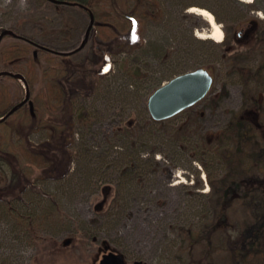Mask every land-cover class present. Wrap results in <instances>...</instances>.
<instances>
[{
    "label": "rangeland",
    "instance_id": "374dc122",
    "mask_svg": "<svg viewBox=\"0 0 264 264\" xmlns=\"http://www.w3.org/2000/svg\"><path fill=\"white\" fill-rule=\"evenodd\" d=\"M142 1L127 2L149 14L136 27L133 19L119 21L141 47L116 46L110 73L92 75L93 84L88 78L73 95L68 174L49 176L43 165L25 160L30 182L0 208V264H97L107 250L123 253L128 264H263L264 237L255 235L264 222V0ZM102 3L121 18L117 3ZM192 7L213 13L221 41L207 36L210 23ZM90 22L76 5L0 0V47L19 36L70 52L67 66L92 60L105 45L94 28L88 33ZM252 23L250 37L240 39L238 30ZM34 50V95L41 96L34 115L46 123L3 130L6 149L19 153L22 143L53 147L51 129L64 116L58 87L43 75L60 67L63 54L51 53L50 61L48 50ZM27 63L26 56L0 61V71L17 74L0 73V91L6 86L15 106L27 97L20 77ZM198 67L214 76L209 94L169 119H153L149 95ZM10 184V168L0 167V188Z\"/></svg>",
    "mask_w": 264,
    "mask_h": 264
},
{
    "label": "trees",
    "instance_id": "16d2710c",
    "mask_svg": "<svg viewBox=\"0 0 264 264\" xmlns=\"http://www.w3.org/2000/svg\"><path fill=\"white\" fill-rule=\"evenodd\" d=\"M61 1H66L65 4L68 5H76L84 8L90 13V16H94V24L92 28L95 29V35L98 39V43L104 44L105 48L102 50L101 55H98L92 60L82 61L81 63H69L68 66L64 63L67 56L61 54L63 56V60L58 64L60 66L59 68H45L43 70V75L47 81V85H49L50 88H53L55 85L58 87V95H56V97L64 116L63 118L61 117L58 124H53V128L51 129V142L49 143H53V147L51 145L42 144L36 149H29L22 143L21 146L18 144L22 150L21 153H19L16 149H6L11 147V145L2 143L3 130L11 133L12 129L19 125V123H24V126L29 125V127L35 123L37 126H40L41 123H46V121H44V115H41V117L39 116L40 114L36 116L34 115V110H40L38 103H41V96L39 94L34 95L35 84L39 80V72L36 65L37 51L34 50L32 52V49L34 46L37 48L40 46L30 39L18 36L17 39L0 47V61L3 56H7L9 58H17L20 56L28 57L26 74L24 77L21 75V77H23V81L29 92L28 99L22 105L17 107L11 115L0 120V167L2 168L7 166L10 168L11 179V184L7 188H0V208L4 205V203L11 204L13 200L18 199L20 192L23 191L30 182V174L32 173V170L24 171L26 161L34 159L46 168L45 173L49 176H53L54 174L57 178H64L68 174L70 168L69 161L72 154L68 149L70 146L65 143V140L68 139V135H65V132L67 129L69 131L71 130L70 138L73 139L74 133L72 130L75 121L74 114L76 111L73 95L76 93L80 94L84 91L82 87L88 83V78H90V84H93L92 75L95 74L102 77L107 76L110 73L112 69L111 55L117 52V50H115L116 46L124 45L123 47H125V49L129 48L130 50L141 47V39L137 38L136 33L131 31L129 28L120 26L119 24V21L130 23V19H138L141 16L147 17L149 15L147 12L141 11L142 5L139 3L136 5V8H130V4H128L129 0H104L109 4L113 3L115 5L117 3L114 7L115 10H118L117 8L120 7L121 11L118 12V15L121 18L118 19L115 18V15L104 11V3H102V0ZM144 1L145 0L142 2ZM46 50H48L51 55L49 60L53 61L52 58L54 56H52L51 53L56 54V52L52 49ZM97 64H101V67L98 69H94L93 67L91 68L92 65L95 66ZM106 68L107 71H105ZM0 73H3V75H6L5 73H7L15 76V73L10 74V72H7L6 70H1ZM64 78L67 82L66 87L63 85ZM22 101L23 99L21 102ZM15 105L16 103L12 100L7 87L3 86L0 91V117L7 115V113ZM66 113L69 114L68 117L66 116ZM42 114H44V111H42ZM79 115L82 120L89 117L88 112H86V114ZM70 127L72 129H70ZM107 188H111L112 190V186H107L106 189ZM257 228V234L255 233V236L260 239L264 237V222L262 225H258ZM251 231H253V229H251Z\"/></svg>",
    "mask_w": 264,
    "mask_h": 264
},
{
    "label": "water",
    "instance_id": "95a60500",
    "mask_svg": "<svg viewBox=\"0 0 264 264\" xmlns=\"http://www.w3.org/2000/svg\"><path fill=\"white\" fill-rule=\"evenodd\" d=\"M53 1L66 2L61 0ZM133 21L136 27L137 20L133 19ZM93 24L94 16L91 15L88 33ZM42 47L47 48L45 46ZM10 74L14 73L10 72ZM213 84L214 77L206 67H198L179 73L162 83L149 95L147 102L148 111L155 120L169 119L203 100L210 92ZM28 93L27 91L26 99L14 106L7 115L13 113L17 107L28 99ZM7 115L0 117V120L5 119ZM97 264H128V260L121 252L107 250L101 254Z\"/></svg>",
    "mask_w": 264,
    "mask_h": 264
},
{
    "label": "bare ground",
    "instance_id": "6f19581e",
    "mask_svg": "<svg viewBox=\"0 0 264 264\" xmlns=\"http://www.w3.org/2000/svg\"><path fill=\"white\" fill-rule=\"evenodd\" d=\"M190 11L192 12H196L202 16H204L206 18V20L210 23L211 26V31L210 33L207 35L209 38L214 39L215 41H221L223 39L224 36V31L223 28L221 26V24H219L216 19L215 16L213 15V13L207 9L204 8H196V7H192L190 8ZM208 15H205V14ZM217 29H219V31H217ZM222 34V35H221ZM198 36L200 37H205L204 34L199 33ZM8 114V113H7ZM12 114V113H11ZM10 114V115H11ZM9 116V115H7Z\"/></svg>",
    "mask_w": 264,
    "mask_h": 264
},
{
    "label": "flooded vegetation",
    "instance_id": "af4514ba",
    "mask_svg": "<svg viewBox=\"0 0 264 264\" xmlns=\"http://www.w3.org/2000/svg\"><path fill=\"white\" fill-rule=\"evenodd\" d=\"M254 24L256 23H252V24H248L246 25L245 27L241 28L240 30H238L237 32V36L241 39V38H247V37H250V33H251V30L253 29L254 27Z\"/></svg>",
    "mask_w": 264,
    "mask_h": 264
},
{
    "label": "clouds",
    "instance_id": "9594fccd",
    "mask_svg": "<svg viewBox=\"0 0 264 264\" xmlns=\"http://www.w3.org/2000/svg\"><path fill=\"white\" fill-rule=\"evenodd\" d=\"M247 2L251 3V2H253V0H247Z\"/></svg>",
    "mask_w": 264,
    "mask_h": 264
},
{
    "label": "snow or ice",
    "instance_id": "6c2138e0",
    "mask_svg": "<svg viewBox=\"0 0 264 264\" xmlns=\"http://www.w3.org/2000/svg\"><path fill=\"white\" fill-rule=\"evenodd\" d=\"M205 15H208L207 13ZM217 31H219V29H217ZM222 35V34H221ZM105 71H107V68L105 69Z\"/></svg>",
    "mask_w": 264,
    "mask_h": 264
}]
</instances>
